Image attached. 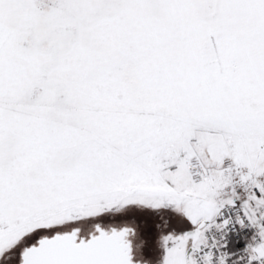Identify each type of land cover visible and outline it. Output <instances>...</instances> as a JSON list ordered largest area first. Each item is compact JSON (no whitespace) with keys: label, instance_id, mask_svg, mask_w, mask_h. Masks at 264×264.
<instances>
[{"label":"snow or ice","instance_id":"1","mask_svg":"<svg viewBox=\"0 0 264 264\" xmlns=\"http://www.w3.org/2000/svg\"><path fill=\"white\" fill-rule=\"evenodd\" d=\"M0 264H264V0H0Z\"/></svg>","mask_w":264,"mask_h":264}]
</instances>
